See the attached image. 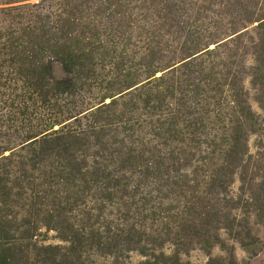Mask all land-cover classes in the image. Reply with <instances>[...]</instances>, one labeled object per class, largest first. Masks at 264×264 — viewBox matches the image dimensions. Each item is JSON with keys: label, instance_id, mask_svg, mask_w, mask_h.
<instances>
[{"label": "rangeland", "instance_id": "1", "mask_svg": "<svg viewBox=\"0 0 264 264\" xmlns=\"http://www.w3.org/2000/svg\"><path fill=\"white\" fill-rule=\"evenodd\" d=\"M0 264H264V0H0Z\"/></svg>", "mask_w": 264, "mask_h": 264}]
</instances>
